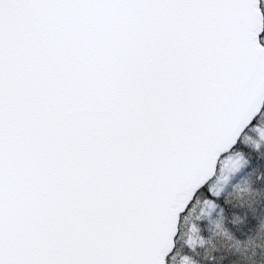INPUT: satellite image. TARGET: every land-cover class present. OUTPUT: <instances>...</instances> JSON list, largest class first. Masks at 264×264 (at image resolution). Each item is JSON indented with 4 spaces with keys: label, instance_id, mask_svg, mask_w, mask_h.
<instances>
[{
    "label": "snow or ice",
    "instance_id": "obj_1",
    "mask_svg": "<svg viewBox=\"0 0 264 264\" xmlns=\"http://www.w3.org/2000/svg\"><path fill=\"white\" fill-rule=\"evenodd\" d=\"M0 264H264V0H0Z\"/></svg>",
    "mask_w": 264,
    "mask_h": 264
}]
</instances>
